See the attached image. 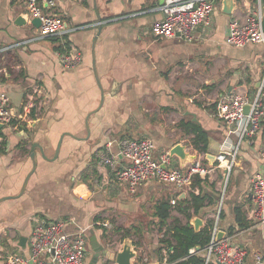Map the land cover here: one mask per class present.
<instances>
[{"label": "crops", "instance_id": "obj_1", "mask_svg": "<svg viewBox=\"0 0 264 264\" xmlns=\"http://www.w3.org/2000/svg\"><path fill=\"white\" fill-rule=\"evenodd\" d=\"M162 2L56 0L53 11L66 24L83 26L65 37L79 49L82 61L75 68H63L55 55L56 43L33 39L37 27L30 21L16 23L26 12L24 0H0V48L7 47L0 53V94L8 97L13 115L9 124L0 127V198L6 197L0 200V264L6 253L28 254L32 217L61 220L69 235L83 230L87 237L84 264H90L93 254L92 233L99 244L114 252L121 250L127 237L136 252L132 264H140L145 256L150 264H159L155 248L166 231L157 228L155 205L174 196L179 201L170 202L168 224L174 218L191 223L198 217L199 229L216 221L228 233L229 227L236 226L234 208L240 207L248 226L236 229L233 238L245 248L247 264H254L257 252L264 264V220L251 217L250 192L251 177L264 170L259 156L263 133L240 141L230 181L218 194L226 171L216 156L235 148L241 122L228 126L212 116L213 101L220 94L256 91L264 68V46L226 44L231 15L221 11V0L214 2L210 30L197 28L191 41L180 36L157 38L150 26L162 17L157 9ZM233 11L245 17L240 3H235ZM93 65L104 92L101 106ZM33 88H40L42 103L28 116L23 106ZM188 122L207 132L206 152L193 147V134L182 127ZM143 136L153 140L157 160L179 144L185 157L170 154L172 165L183 168L199 158L211 169L200 176L207 182L201 186L206 199L199 214L187 219L180 210L186 204L180 200H188V191L197 193L198 186L180 191L149 180L132 192L108 165L99 163L97 152L108 141L114 142L111 150L116 154L118 140ZM20 237L26 238L23 245L18 244ZM161 254L166 255L164 249ZM97 264L116 263L102 258Z\"/></svg>", "mask_w": 264, "mask_h": 264}, {"label": "built area", "instance_id": "obj_2", "mask_svg": "<svg viewBox=\"0 0 264 264\" xmlns=\"http://www.w3.org/2000/svg\"><path fill=\"white\" fill-rule=\"evenodd\" d=\"M218 0H163L157 7L162 17L150 26V32L157 38L180 36L191 41L197 28L211 29L215 5ZM245 8V17L234 15L232 10L227 25L225 42L232 47H243L248 43L264 46L263 18L264 0H235ZM56 0H24V7L29 19L38 17L40 25L36 28L33 39L56 38L61 46L55 49V55L63 68H75L82 61L79 49L65 38L70 32L83 26H71L53 11ZM234 9V8H233ZM117 19V18H114ZM26 41V40H24ZM7 48V47H6ZM6 48H0V53ZM40 88H33L23 106V113L30 114L42 103ZM244 106L249 109L245 113ZM212 116L225 125L241 122L238 131V143L231 151L217 154L218 165L224 163V170L229 174L241 140H250L262 132V147L259 156L264 160V68L260 83L253 94L247 95L238 90L220 94L213 101ZM13 119L9 100L6 94H0V123L9 124ZM113 141H108L97 152L100 164L108 165L113 175L120 182L127 184L130 191L144 181L156 180L174 185L180 191L191 184L195 175L204 177L211 171L196 158L183 168L172 165L168 152L159 159L154 158V142L148 136L124 138L118 140V151L111 150ZM122 161H119V158ZM250 192L253 200L251 217L264 220V171H258L251 177ZM223 195V194H222ZM171 204L176 199L170 200ZM33 226L30 236V247L26 256L17 253H6L3 264H84L87 248V237L83 230L69 235L63 230L61 220H50L32 217ZM214 221L210 239L204 246L205 264H247V252L237 243L233 235L224 233L221 240H216L218 230ZM263 257L259 252L254 254V264H262ZM140 264H150L147 257H142ZM162 264H171L164 260Z\"/></svg>", "mask_w": 264, "mask_h": 264}, {"label": "trees", "instance_id": "obj_3", "mask_svg": "<svg viewBox=\"0 0 264 264\" xmlns=\"http://www.w3.org/2000/svg\"><path fill=\"white\" fill-rule=\"evenodd\" d=\"M56 43L55 49H59L58 39L50 38ZM182 127L193 134L191 143L193 147L200 153L207 151V132L197 123H183ZM206 178H201L199 175H195L191 182V187L198 186L199 191L194 193L188 191L189 199H181L180 202L186 204L180 209L187 219H191L193 215L200 213V208L203 205V201L206 196L202 194L201 186L206 183ZM179 200H177L178 202ZM170 207V201H161L155 205L154 215L157 217V228L162 231L165 227V233L159 239V244L155 248L158 252L157 263L162 264L165 260L171 264H205V253L203 251L204 246L210 239V232L213 222L210 221L204 225L201 229L195 230L193 225L189 222L182 223L179 219L174 218L170 224L167 222L169 216L168 209ZM235 224L236 226L229 227L228 233L232 234L236 229H242L248 226V221L242 212L241 208L235 206L234 208ZM120 230V229H119ZM125 233L122 235L125 237ZM127 238V237H126ZM196 246L200 247V251L191 253V249ZM164 249L166 255L161 254V250ZM4 260L2 259V262ZM210 264H215L211 262Z\"/></svg>", "mask_w": 264, "mask_h": 264}, {"label": "water", "instance_id": "obj_4", "mask_svg": "<svg viewBox=\"0 0 264 264\" xmlns=\"http://www.w3.org/2000/svg\"><path fill=\"white\" fill-rule=\"evenodd\" d=\"M221 4H222L221 11L224 14L229 15V14H231V12L235 6V0H221ZM28 21H30V23L35 27H39V25H40V19L38 17H33V18L29 19V15L26 12L21 13L18 16L16 23H18L19 25H25ZM261 26H262V30L264 31V8H263V18L261 21ZM99 29H98V32H99ZM93 69H94L95 78H96L98 85L100 87V104H99V106H101L102 102L104 100V92H103V89L101 88V85L99 84L95 65H93ZM248 109H249L248 106H244V112L245 113L248 111ZM3 125L4 124L0 123V127H2ZM86 128H87V130H89L88 125H87V119H86ZM59 146H60V142L57 144V149H59ZM170 154L171 155L176 154L177 156H180L181 159H184V157H185V155L183 153V146L179 145V144L174 145L171 148ZM210 157L213 158V160H214V156L207 155V158H210ZM31 158H32L33 162L35 163L34 153L31 154ZM32 169H34V166ZM27 180H28V177L24 180L20 192H23ZM5 198L6 197L0 198V200L5 199ZM191 224L193 225L194 229L197 231V230H199V227L201 226L202 221L200 220V218L194 217L191 220ZM91 232H92V230H91ZM224 233L225 232L223 230L218 229L216 232V240H221L222 237L224 236ZM25 241H26L25 237H20L18 240V244L23 245ZM89 243H90V249L92 250V253H93L92 257H91L90 264H97L98 261L102 258L105 259V263L108 261V262H115L116 264H132L131 259L136 255L135 250L132 248V242L128 238L124 239L121 250H119L117 252L111 251L108 247H104L103 245L99 244L96 241V238H95L93 233L89 238ZM194 251H200V247L196 246L194 248Z\"/></svg>", "mask_w": 264, "mask_h": 264}, {"label": "rangeland", "instance_id": "obj_5", "mask_svg": "<svg viewBox=\"0 0 264 264\" xmlns=\"http://www.w3.org/2000/svg\"><path fill=\"white\" fill-rule=\"evenodd\" d=\"M45 40H51L53 43L54 41L50 38H44ZM226 88V86L224 87ZM230 181V174H226V172L221 176V181H220V186H219V191H218V194L222 193L224 191V187L225 185H227ZM223 190V191H222ZM172 199H176L177 200V197L174 196V198ZM153 201V198L151 200V202ZM147 213H148V210H147ZM147 215V214H146ZM148 220V219H147ZM141 223V222H140ZM142 224V223H141ZM147 232H149V228H147ZM159 232H154V234H158ZM151 239V238H150ZM113 241V240H111ZM141 242V241H140ZM149 243V242H148ZM151 243V242H150Z\"/></svg>", "mask_w": 264, "mask_h": 264}, {"label": "bare ground", "instance_id": "obj_6", "mask_svg": "<svg viewBox=\"0 0 264 264\" xmlns=\"http://www.w3.org/2000/svg\"><path fill=\"white\" fill-rule=\"evenodd\" d=\"M76 190V189H75ZM81 190V189H80ZM79 191V190H78Z\"/></svg>", "mask_w": 264, "mask_h": 264}]
</instances>
